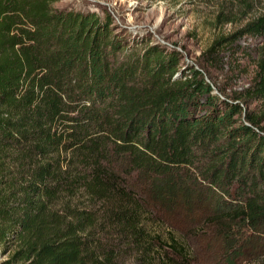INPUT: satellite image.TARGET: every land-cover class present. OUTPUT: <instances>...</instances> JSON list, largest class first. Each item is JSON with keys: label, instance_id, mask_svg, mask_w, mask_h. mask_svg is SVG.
Returning a JSON list of instances; mask_svg holds the SVG:
<instances>
[{"label": "trees", "instance_id": "obj_1", "mask_svg": "<svg viewBox=\"0 0 264 264\" xmlns=\"http://www.w3.org/2000/svg\"><path fill=\"white\" fill-rule=\"evenodd\" d=\"M0 0V245L22 264H174L187 249L150 228L148 185L181 172L238 188L224 219L264 222V111L214 92L175 46L127 40L108 11ZM264 36V14L235 35ZM225 38L213 42L210 54ZM264 101V46L255 87ZM155 221V220H154ZM264 264V257L261 260Z\"/></svg>", "mask_w": 264, "mask_h": 264}, {"label": "rangeland", "instance_id": "obj_2", "mask_svg": "<svg viewBox=\"0 0 264 264\" xmlns=\"http://www.w3.org/2000/svg\"><path fill=\"white\" fill-rule=\"evenodd\" d=\"M54 6L100 15L108 11L112 27L127 40L146 38L175 46L183 56L179 66L202 67L219 96L246 110L264 111L263 100L245 95L255 87L264 36L235 35L264 14V0H58ZM222 38L226 40L205 55ZM122 172L127 186L145 199L153 214L150 228L163 237L171 232L185 245L187 259H174V264H263L264 222L252 227L223 218L233 210L231 199L242 194L238 188L215 189L181 172L159 189L136 174ZM11 254V249L0 245V264H22L7 262ZM124 264L133 262L128 258Z\"/></svg>", "mask_w": 264, "mask_h": 264}]
</instances>
